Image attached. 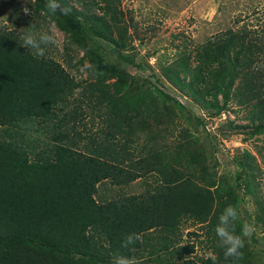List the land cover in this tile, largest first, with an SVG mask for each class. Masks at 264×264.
I'll list each match as a JSON object with an SVG mask.
<instances>
[{
    "label": "trees",
    "instance_id": "1",
    "mask_svg": "<svg viewBox=\"0 0 264 264\" xmlns=\"http://www.w3.org/2000/svg\"><path fill=\"white\" fill-rule=\"evenodd\" d=\"M33 1L36 14L70 40L69 68L76 66L70 46L83 51L77 64L88 78L76 81L59 62L34 57L17 32L0 29V264H111L117 253L138 264H213L190 258L196 246L182 243L185 222L200 227L216 264H233L214 229L231 204L239 234L245 198L264 221L257 159L248 149L238 152L234 182L216 180L197 129L189 126L170 151L147 137L151 119L177 113L189 125L202 121L161 87L137 81L103 56L100 41L134 64L123 52L128 32L119 0H56L55 14L47 0ZM248 35L231 29L193 51L178 48L163 75L212 118L236 102L247 111L244 129L264 136V55ZM89 115L103 123L91 137L76 130ZM141 179L143 192L127 193ZM108 183L119 190L97 201ZM129 233L141 240L123 248ZM254 249L245 238L236 264H257Z\"/></svg>",
    "mask_w": 264,
    "mask_h": 264
},
{
    "label": "rangeland",
    "instance_id": "2",
    "mask_svg": "<svg viewBox=\"0 0 264 264\" xmlns=\"http://www.w3.org/2000/svg\"><path fill=\"white\" fill-rule=\"evenodd\" d=\"M119 2L118 13L123 15L128 32V45L123 52L130 61H134V64L120 56L114 45L100 41L103 56L109 64L122 68L137 81H150L161 87L190 111L193 117L202 121L193 119L189 125L181 120L177 113L170 117L151 119L147 137L159 141L165 147L164 150L170 151L174 147L177 148L181 133L183 131L187 133L191 130L188 129L189 126H192L197 129L196 135L203 142L200 148L207 150L208 154L206 153L207 156L203 160L207 167L211 168V172L215 173V179H226L232 183L236 172L233 158L238 152L248 149L263 169L259 196H264V136L253 134L249 128L244 129L249 124L247 111L239 108L236 102H232L229 111L212 118L189 96L168 83L163 75L164 66L173 62L178 48L193 51L199 45L210 39L214 40L231 29L249 33L247 38L258 41L264 55V0H119ZM24 7L29 8V14L23 12ZM92 11L101 13L97 6H92ZM33 23L37 35L47 30L56 41L55 44L46 47L45 55L65 66L76 81L88 78V73L77 64L83 56V51L70 46L69 53L76 66L69 68L66 46L70 44V40L50 19L45 18L43 13L36 14L33 0H0V29L13 30L21 35L20 30L31 27ZM73 97L76 98L78 95ZM91 117L89 115L86 122L79 123L76 128L83 136L91 137L103 127L99 119L92 121ZM84 142L85 140L81 146ZM35 146L40 150L42 143L38 142ZM194 154L201 157L197 150ZM115 190L119 188L110 186L109 183L106 187L100 186L97 201L102 197H112ZM143 190L141 179L132 183L127 193L140 194ZM254 203L255 201L250 198L244 199L242 216L245 222L254 227L253 234L248 238L255 248L253 253L257 255V264H264V221H257ZM183 230L182 243L190 242L188 244L196 246L190 258H195L196 262L200 260L198 258H206L210 249L203 240L200 227L185 222ZM252 237H255V240ZM252 260L255 262V257Z\"/></svg>",
    "mask_w": 264,
    "mask_h": 264
},
{
    "label": "clouds",
    "instance_id": "3",
    "mask_svg": "<svg viewBox=\"0 0 264 264\" xmlns=\"http://www.w3.org/2000/svg\"><path fill=\"white\" fill-rule=\"evenodd\" d=\"M45 7L51 14H55L60 10V5L56 0H47ZM29 11L28 7L23 8L25 14H29ZM62 11L67 14L70 9L65 8L62 9ZM34 30V23L31 27L20 30V40L22 41L20 45L31 50L34 57L42 58L45 56L46 47L55 44L56 41L49 31L43 30L37 35ZM254 67L256 66L254 65ZM239 219L240 217L237 207L230 204L226 206L219 215L218 222L214 229L215 235L219 239V246L225 250V258H232L233 264H236L237 261L243 258V252L241 249L245 247V238L250 237L254 232V227L251 224L243 222L240 226V233L237 234L236 224ZM140 240V234L129 233L124 237L121 246L123 248H128ZM206 259H211L213 264H216L217 257L212 252L207 254ZM111 264H138V262L134 257L129 258L117 253L114 255Z\"/></svg>",
    "mask_w": 264,
    "mask_h": 264
}]
</instances>
